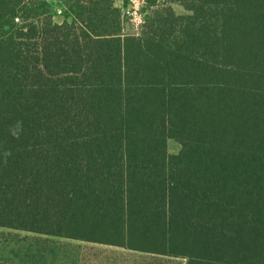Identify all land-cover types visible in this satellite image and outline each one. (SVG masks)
<instances>
[{
	"label": "trees",
	"instance_id": "1",
	"mask_svg": "<svg viewBox=\"0 0 264 264\" xmlns=\"http://www.w3.org/2000/svg\"><path fill=\"white\" fill-rule=\"evenodd\" d=\"M60 1L0 0V228L264 264V0H147L137 35Z\"/></svg>",
	"mask_w": 264,
	"mask_h": 264
},
{
	"label": "rangeland",
	"instance_id": "2",
	"mask_svg": "<svg viewBox=\"0 0 264 264\" xmlns=\"http://www.w3.org/2000/svg\"><path fill=\"white\" fill-rule=\"evenodd\" d=\"M50 6L52 22L62 23L66 16L60 0H45ZM114 5L124 8L123 0H114ZM171 9L177 15L189 14L181 5L172 3ZM62 9L60 15L56 13ZM153 7L147 0L140 2L137 13L144 18ZM18 23V22H17ZM123 33L137 35L142 28L135 29L128 20L122 21ZM143 27V26H142ZM168 154H176L180 146L174 140L166 141ZM0 262L7 264H185L180 258L149 255L122 248L79 243L73 240L38 235L30 232L0 228Z\"/></svg>",
	"mask_w": 264,
	"mask_h": 264
},
{
	"label": "built area",
	"instance_id": "3",
	"mask_svg": "<svg viewBox=\"0 0 264 264\" xmlns=\"http://www.w3.org/2000/svg\"><path fill=\"white\" fill-rule=\"evenodd\" d=\"M144 0H127V5L121 9V19L128 20L131 24H134L135 29L142 28L144 24V18L137 13L138 5ZM56 13L60 15L62 9L58 8Z\"/></svg>",
	"mask_w": 264,
	"mask_h": 264
},
{
	"label": "crops",
	"instance_id": "4",
	"mask_svg": "<svg viewBox=\"0 0 264 264\" xmlns=\"http://www.w3.org/2000/svg\"><path fill=\"white\" fill-rule=\"evenodd\" d=\"M65 239V238H64ZM69 240H71V239H69ZM73 241H75V242H79V243H86V244H93V245H99V246H101V245H103V246H106V247H116V246H110V245H104V244H98V243H91V242H85V241H78V240H73ZM116 248H120V247H116ZM123 250H127V249H124V248H122ZM129 251H132V250H129ZM137 252V251H136ZM139 253H141V252H139ZM145 254H148V253H145ZM149 255H153V254H149Z\"/></svg>",
	"mask_w": 264,
	"mask_h": 264
},
{
	"label": "clouds",
	"instance_id": "5",
	"mask_svg": "<svg viewBox=\"0 0 264 264\" xmlns=\"http://www.w3.org/2000/svg\"><path fill=\"white\" fill-rule=\"evenodd\" d=\"M21 128V123L20 122H17V124L15 125L14 127V134H18L19 133V130Z\"/></svg>",
	"mask_w": 264,
	"mask_h": 264
}]
</instances>
